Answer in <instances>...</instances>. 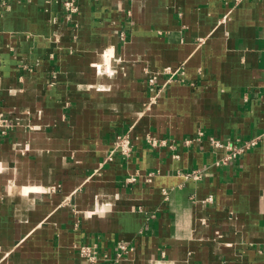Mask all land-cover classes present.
<instances>
[{"label":"crops","instance_id":"crops-1","mask_svg":"<svg viewBox=\"0 0 264 264\" xmlns=\"http://www.w3.org/2000/svg\"><path fill=\"white\" fill-rule=\"evenodd\" d=\"M66 1L0 0V264H264V0Z\"/></svg>","mask_w":264,"mask_h":264},{"label":"built area","instance_id":"built-area-1","mask_svg":"<svg viewBox=\"0 0 264 264\" xmlns=\"http://www.w3.org/2000/svg\"><path fill=\"white\" fill-rule=\"evenodd\" d=\"M65 5L67 9L70 12H73L76 10V5L74 4L73 1H66ZM155 76L150 77V81H154ZM10 127H12V123L9 122L7 117H5L2 113H0V128L2 129V132H6ZM148 142L151 145H157L158 144V139L154 136H149L148 137ZM211 142L215 147L218 148H223L227 152V154L223 157L222 161L223 162H228L229 160L236 158L240 155L241 152H243L246 148L251 147L256 144V139L250 140V141H245L244 145L241 144H235L232 142L225 143L219 139H216L214 137L211 138ZM131 138L129 137L128 134H123V135H118L116 138L115 146L114 149L111 151V154L109 158H112V154L115 150H121L123 154L129 155L132 149V144H131ZM187 178L193 177V178H198L199 177V171L198 170H192L185 175ZM211 199V197H209ZM132 247H128L126 244H122L120 247V250L116 253V260H120L123 258L130 250ZM81 250V255L83 258L87 259L88 262L95 264L99 260V251L96 243L92 244H84L80 248Z\"/></svg>","mask_w":264,"mask_h":264}]
</instances>
